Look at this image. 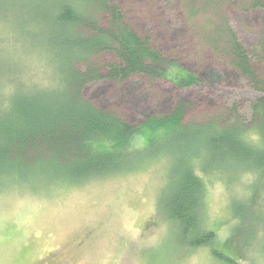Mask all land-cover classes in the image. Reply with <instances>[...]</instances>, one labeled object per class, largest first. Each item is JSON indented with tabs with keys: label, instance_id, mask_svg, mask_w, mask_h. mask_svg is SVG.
<instances>
[{
	"label": "trees",
	"instance_id": "obj_1",
	"mask_svg": "<svg viewBox=\"0 0 264 264\" xmlns=\"http://www.w3.org/2000/svg\"><path fill=\"white\" fill-rule=\"evenodd\" d=\"M223 2L184 0L188 19L200 15L204 43L224 55L254 92L263 94L264 74L258 71L264 72V42L244 47L218 12ZM237 2L244 10H264V0ZM0 18L16 35L15 52L37 55L50 75L48 84H25L9 74V68L17 70L18 57L0 50V85L11 81L9 96L0 97V177L29 184L50 177L74 183L130 172L150 158H171L172 185L164 203L168 220L179 226L181 243L216 247L215 231L203 225V176L227 187L246 173L264 182V96L249 104L248 117L233 107L202 122L185 123L186 105L179 99L170 113L131 125L116 111L91 103L84 88L100 79L124 82L145 76L170 78L187 89L201 83L200 76L133 30L109 0H0ZM100 56L111 62L99 65ZM175 65L181 69L172 72ZM140 125L163 131L150 139L145 153H140L143 147H127Z\"/></svg>",
	"mask_w": 264,
	"mask_h": 264
},
{
	"label": "rangeland",
	"instance_id": "obj_2",
	"mask_svg": "<svg viewBox=\"0 0 264 264\" xmlns=\"http://www.w3.org/2000/svg\"><path fill=\"white\" fill-rule=\"evenodd\" d=\"M109 1L133 30L202 81L186 89L170 78L100 79L83 90L95 106L139 125L148 116L170 113L182 99L184 122L198 123L233 107L248 117L249 104L264 96L204 43L200 15L188 19L184 0ZM218 12L244 47L264 42V10H244L237 0H224ZM10 26L0 18V50L18 57L17 70L11 67L9 74L25 84H48L49 71L41 58L15 52L17 39ZM96 61L105 65L111 59L100 56ZM254 67L258 70L259 65ZM180 69L175 65L171 71ZM10 82L2 81L1 99L9 96ZM137 130L127 147H143L140 153L148 151L151 138L163 134L145 125ZM164 144L165 139L158 146ZM171 163V158H150L130 172L74 183L50 177L29 184L0 177V264H264V182L246 173L227 187L222 180L203 176V225L215 231L216 247H189L180 242L179 226L164 212ZM236 208L244 212L236 213Z\"/></svg>",
	"mask_w": 264,
	"mask_h": 264
}]
</instances>
